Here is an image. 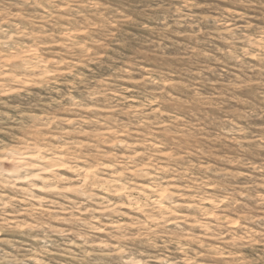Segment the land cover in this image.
<instances>
[{"label":"rangeland","instance_id":"374dc122","mask_svg":"<svg viewBox=\"0 0 264 264\" xmlns=\"http://www.w3.org/2000/svg\"><path fill=\"white\" fill-rule=\"evenodd\" d=\"M0 264H264V0H0Z\"/></svg>","mask_w":264,"mask_h":264},{"label":"bare ground","instance_id":"6f19581e","mask_svg":"<svg viewBox=\"0 0 264 264\" xmlns=\"http://www.w3.org/2000/svg\"><path fill=\"white\" fill-rule=\"evenodd\" d=\"M6 155V154H5ZM45 162V161H44ZM16 166V165H15ZM17 177V176H16Z\"/></svg>","mask_w":264,"mask_h":264}]
</instances>
